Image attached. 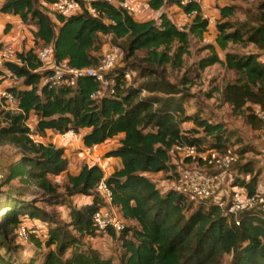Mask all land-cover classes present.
<instances>
[{
  "label": "trees",
  "instance_id": "16d2710c",
  "mask_svg": "<svg viewBox=\"0 0 264 264\" xmlns=\"http://www.w3.org/2000/svg\"><path fill=\"white\" fill-rule=\"evenodd\" d=\"M41 1L49 5L57 0ZM226 1L228 4L219 8L215 45L204 47L209 55L197 62V69L201 72L219 65L234 74V82L221 91L223 101L233 109L240 110L247 103L264 109V2L253 16L237 21L231 20L237 12L235 3L247 0ZM163 2L151 0L148 7L157 9ZM167 2L184 14H194L191 22L177 27L166 15L158 21L138 22L107 0L92 3L95 15L83 9L69 17L52 14L53 21L48 9H40L38 0H4L0 12L18 16L25 24L33 23L37 28L34 43L49 47L55 60L67 61L73 68L93 67L101 56L92 53L100 50L103 36H111V44H119L124 60L137 59L144 64L148 78L137 86L128 85L123 69L115 65L110 72L114 95L93 100L98 83L90 77L80 78L74 87L48 89L43 85L46 73L39 71L41 64L32 48L15 53L20 65L3 63L0 76L8 71L18 81L10 92L19 112L1 113L0 144L14 147L20 159L9 165L1 183L18 180L20 186H34L47 204L64 201L66 196L92 198L89 206L68 207L70 222L60 225L48 221L42 209L13 197V192L2 195L0 190V209L6 210L0 219V250L5 255L21 251L13 244L22 225L20 218L26 217L47 226L44 237H38L35 229L28 230V242L34 250L26 264H220L223 256L230 257L229 264H264V215L242 212L236 222L213 204L193 206L173 190L161 192L155 181L145 176L167 172L169 152L176 145L193 146L198 152H225L227 148V131L222 124L186 115L181 97H170L180 93L165 81L164 70L166 66L181 68L190 38L201 40L208 21L194 3ZM248 46L252 52L230 50ZM217 49L225 52L223 59ZM138 53H143L142 57ZM30 115L36 117L32 132L26 125ZM183 123H191L193 128L183 129ZM47 130L58 134L85 131L81 137L85 148L121 136L117 147L104 155V159H119L121 168L105 176L98 166L84 164L78 174L66 176V195H61L50 177L66 172L64 149L35 143L29 137L30 133L42 137ZM205 139L211 140L210 147H202ZM101 181L109 188L111 205L124 223L120 233L111 229L107 233L120 242L118 263L102 258L82 242L86 236L96 235L92 216L101 205L95 191ZM233 184L253 195L257 179L252 176L248 183ZM0 264L16 263L0 252Z\"/></svg>",
  "mask_w": 264,
  "mask_h": 264
},
{
  "label": "rangeland",
  "instance_id": "374dc122",
  "mask_svg": "<svg viewBox=\"0 0 264 264\" xmlns=\"http://www.w3.org/2000/svg\"><path fill=\"white\" fill-rule=\"evenodd\" d=\"M263 2L264 0H247L246 2L235 3L237 12L231 20L243 21L246 17L253 16L257 6ZM210 22V25L208 24V33L203 35L201 40L190 38L188 54L183 56L181 68L166 66L164 76L168 85L174 86L176 91L180 93L179 95L170 97H181L184 103V113L186 115H197L212 123H220L224 126L227 131L226 151H231L236 156L237 161L228 171L219 174L209 167L202 166L201 163H194L183 158V155L174 151L170 155L169 170L167 172L150 175V177L153 178L156 176V185L160 187L162 191H165L170 188L172 182L178 178V175L184 171L214 176L215 191L224 197L230 194L231 188L238 187L233 183H248L251 177L254 176L257 179L256 190L262 191L264 190V136L262 133L263 124L261 117L264 116V109L252 103H247L240 110L233 109L229 104L223 101L221 91L226 84L234 82V74L226 71L219 65L211 66L201 72L197 69V62L209 55V52L205 50L204 47L206 45H212L211 43L214 42L216 38V23L218 20L215 18L210 20ZM29 26H33V23H30ZM29 26L27 29L31 31ZM32 45L36 51L43 47L41 43H34ZM111 45L119 47L118 43ZM230 50L241 53L253 51L251 46H248L246 49L231 47ZM11 51L16 53L17 50L11 48ZM217 52L220 57H224L225 52L219 49H217ZM142 54L143 53H138L137 56L142 57ZM144 67V64L138 62L137 59L124 60L123 52L116 64L117 69L121 68L124 73L128 74L126 82L131 86H137L139 83L148 80L146 72H144ZM184 81H190V84L184 85ZM9 85H12V82L6 80V83L1 89H5ZM17 85L18 84H16V86ZM142 95L144 97L147 96L145 92H143ZM158 95L164 97L161 94ZM2 117L0 113V124L3 123ZM35 120L36 119L31 118V120L26 121V125L32 128L33 121ZM181 128L189 129L193 128V125L191 123H183ZM84 132L85 131H81L79 134H76V139L69 140L65 148L67 152L69 151V154L74 153L75 157L81 158L82 163L91 164V161L85 154L82 156L77 155V153L80 152L78 148L80 147L79 140ZM51 140L52 135L47 136L44 134L40 142L46 144L47 141ZM210 141V139H205L202 143V147H210ZM56 144L60 145L58 141ZM107 144L108 146H113L116 144V140L115 142L114 140L109 141ZM91 153L93 157H95L94 154L103 157L96 152ZM88 154L90 153L88 152ZM19 159L20 155L14 147L2 143L0 144L1 170L4 168L8 169L10 164L15 163ZM51 182L58 185V192L61 195H66L65 177H52ZM0 190L2 191V195L6 194V192H13V197L20 198L22 201L31 203L42 209L45 211L48 221L51 220L60 225H67L70 222L68 207H72V205L67 196V200L64 198V201L60 200L58 203L47 204L42 200L41 192L36 187L20 186L18 180L11 182L9 185H4V183L0 182ZM192 208L194 209L195 207ZM5 211V209H0V219ZM20 220L21 224L27 227L28 230L31 228L35 229V232L39 235L38 237H44L46 234L47 226L45 224H41L40 222L31 223L26 217L20 218ZM82 242L86 248L96 251L102 258L110 259L114 263H118L122 252L120 242L110 237L108 234L96 232L95 236H86ZM15 245L20 247L21 251L5 255L4 250H0L1 254L6 259L16 264H26L33 253V246L29 244L28 240L21 241L18 238L15 240L13 246ZM229 262L230 257L223 256L220 264H229Z\"/></svg>",
  "mask_w": 264,
  "mask_h": 264
},
{
  "label": "built area",
  "instance_id": "2783aa9c",
  "mask_svg": "<svg viewBox=\"0 0 264 264\" xmlns=\"http://www.w3.org/2000/svg\"><path fill=\"white\" fill-rule=\"evenodd\" d=\"M99 0H57L48 8V12L53 15H60L69 17L83 9L88 11L89 14L95 15V10L92 3ZM203 0H182L181 5L187 3H194L201 7ZM144 6L136 4L121 3L119 7L126 10L130 15L136 14ZM184 14V13H183ZM185 19H192L194 14H184ZM203 19L209 21L208 16L202 14ZM37 60L40 62L41 67L39 71L45 72L42 79V84L48 89H56L61 87H74L80 78L90 77L98 83V88L91 96L93 100H100L102 98L112 97L115 93V86L113 77L110 72L115 67L121 55V49L117 46L111 45L108 50L101 56L97 65L87 68H73L70 67L67 61H57L52 55V50L43 46L36 52ZM15 63L20 65L15 53L11 51L9 45H2L0 50V68L3 63ZM5 79L10 80L12 85L5 89H0V113H17L18 102L10 92V89L16 87L18 81L12 73L4 71ZM128 78V74L124 73V79ZM143 93V92H142ZM262 120V133L264 136V116ZM32 132V130L30 129ZM29 137L33 142L39 143L40 139L30 133ZM76 139V134L69 130L63 134H57L54 141L61 143H68L69 140ZM41 143V142H40ZM174 151L183 155V158L189 159L194 163H201V165L211 168L214 172L225 173L237 161L236 156L231 151L218 152L215 150H207L198 152L195 147L188 145H176L169 154ZM91 164L98 166L104 173L106 172L107 165L104 163V157H89ZM5 178V174L0 169V182ZM175 193L184 197L186 202L192 205L200 204H213L217 206L223 214L231 215L237 222V216L242 212L258 211L264 215V192H255L249 195L246 190L238 187L230 189L228 196H221L220 193L215 191V177L206 176L195 172L184 171L178 178L175 179L170 188ZM217 190V189H216ZM95 191L101 199V205L92 216V221L97 233L107 234L111 229L116 234L120 233L124 228V223L117 209L111 205V192L106 184L101 181L96 186ZM166 191V190H165ZM162 191L161 192H165ZM17 237L21 241L28 240V229L21 225L17 229Z\"/></svg>",
  "mask_w": 264,
  "mask_h": 264
},
{
  "label": "crops",
  "instance_id": "0c3cea01",
  "mask_svg": "<svg viewBox=\"0 0 264 264\" xmlns=\"http://www.w3.org/2000/svg\"><path fill=\"white\" fill-rule=\"evenodd\" d=\"M107 1H109V3H111L116 8L119 7V5L121 3H127V4L139 3V4L143 5L144 7L139 12L132 15L133 19L138 21V22H144V21H150V20L158 21V19L161 15H166V17L168 19H170L177 27L185 26L191 22V19H185V16H184L183 12L180 10V8H178L175 5L168 4L167 0H163L164 1L163 5L157 9H151L148 7V2L151 0H107ZM3 2H4V0H0V7L3 4ZM227 4H228V2L226 0H203L200 9H201L202 14L209 17V21H208L209 25L211 23L210 20H213L215 18L217 20L219 19V8H221ZM38 5H39L40 9H43V8L48 9L51 4L45 5V3H43L41 0H38ZM77 13H80V11ZM77 13H75V14H77ZM50 17L53 19L52 14ZM53 21H55V20L53 19ZM29 25H30V23H28V24L23 23L18 16H15L12 14H3L0 12V42L2 43V45H9L11 48H14L15 50H17L16 52L28 51L31 48L34 49V46L32 45V44H34L33 34L37 28L34 24H33V26H29ZM209 25L207 26V30L209 29L208 28ZM28 26H29V29L31 31H28V29H27ZM207 33H208V31H206L203 35H205ZM215 35H217V33H215ZM101 40H102V45H101L100 50L97 53H92V55L100 57L108 50L109 46H111V36H103ZM38 43H40V42H38ZM211 44L215 45V41L212 42ZM35 52H36V50H35ZM217 54H218V52H217ZM219 58L223 59V57H220V56H219ZM6 80L7 79H5L4 71H3V74L0 76V89L6 83ZM31 118L36 119V117L34 115H30L27 121L31 120ZM35 124H36V120L33 121V124H32L33 127L32 128L29 127V128L31 130H33ZM57 134L58 133L50 131V130H47L45 132V135H47V136L52 135V140L47 141V143L54 144L56 147L64 149V157L68 163L66 172L59 175V176H56V177H63V178L65 177L66 178L67 175H73L74 176V175L78 174L81 167L86 163H82V161H81L82 159L75 157L74 153L69 154L68 153L69 151L67 152L66 148H65L66 143H61L58 141V143L60 145H57L56 144L57 141H54V138L56 137ZM38 138L41 139V137H38ZM120 138H121V136H117L114 139L107 140L103 144L93 146L91 148L83 147L82 142H81V138H80V140H79L80 147H78L80 152H78L77 155L82 156L85 154V156L87 158H89V157H93V154L91 152H96L97 154H101L104 157V155L108 151L115 149L117 147L118 140ZM113 140H114V142L116 140V144L113 146H108L107 142L113 141ZM41 143L45 144L44 142H41ZM88 152L90 154H88ZM94 156H96V155L94 154ZM104 161H105V164L107 165V170L105 172V176H108L111 173H113L115 170H118L121 168V162L117 158H105ZM2 171L4 174L6 173L5 168ZM150 175H153V174H145V176L147 178L155 181L156 176L151 178ZM51 178L52 177H50V180H51ZM158 188H160V187H158ZM263 191L264 190H262V191L256 190V192H263ZM69 202L71 203V205L73 207L81 208V207L91 205L92 204V198L90 196L76 195V196L70 197ZM68 211H69V209H68ZM68 215H69V212H68ZM28 221H30L31 223L32 222H38L37 220H28Z\"/></svg>",
  "mask_w": 264,
  "mask_h": 264
}]
</instances>
